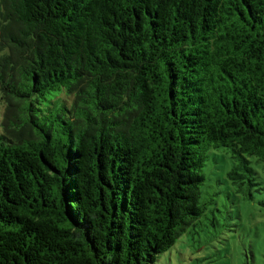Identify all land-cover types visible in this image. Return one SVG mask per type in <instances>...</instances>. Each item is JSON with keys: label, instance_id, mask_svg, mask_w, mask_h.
<instances>
[{"label": "trees", "instance_id": "trees-1", "mask_svg": "<svg viewBox=\"0 0 264 264\" xmlns=\"http://www.w3.org/2000/svg\"><path fill=\"white\" fill-rule=\"evenodd\" d=\"M236 197L264 206V0H0V264H154Z\"/></svg>", "mask_w": 264, "mask_h": 264}, {"label": "rangeland", "instance_id": "rangeland-1", "mask_svg": "<svg viewBox=\"0 0 264 264\" xmlns=\"http://www.w3.org/2000/svg\"><path fill=\"white\" fill-rule=\"evenodd\" d=\"M230 169L228 155L219 152L212 156L205 168L208 189L204 191H217L222 185L216 181L220 180L223 184ZM203 196L210 198L206 193ZM219 196L222 197V194L216 197ZM238 200L234 198L233 211L238 212L239 225L234 227L233 232L217 233L202 225L190 226L174 246L158 256L154 264H242L246 253H257L259 264H264V206H260L257 201L245 203Z\"/></svg>", "mask_w": 264, "mask_h": 264}]
</instances>
